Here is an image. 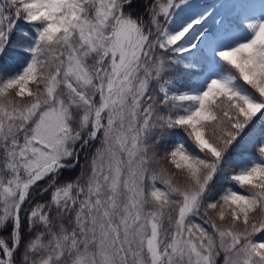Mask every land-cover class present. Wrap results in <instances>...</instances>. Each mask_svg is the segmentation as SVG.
Masks as SVG:
<instances>
[{"label": "snow or ice", "instance_id": "1", "mask_svg": "<svg viewBox=\"0 0 264 264\" xmlns=\"http://www.w3.org/2000/svg\"><path fill=\"white\" fill-rule=\"evenodd\" d=\"M0 264H264V0H0Z\"/></svg>", "mask_w": 264, "mask_h": 264}, {"label": "trees", "instance_id": "2", "mask_svg": "<svg viewBox=\"0 0 264 264\" xmlns=\"http://www.w3.org/2000/svg\"><path fill=\"white\" fill-rule=\"evenodd\" d=\"M77 171H78V169H77ZM76 174V172L75 171H73V172H65V177H72V176H74Z\"/></svg>", "mask_w": 264, "mask_h": 264}, {"label": "rangeland", "instance_id": "3", "mask_svg": "<svg viewBox=\"0 0 264 264\" xmlns=\"http://www.w3.org/2000/svg\"><path fill=\"white\" fill-rule=\"evenodd\" d=\"M198 222H199V220H198Z\"/></svg>", "mask_w": 264, "mask_h": 264}]
</instances>
